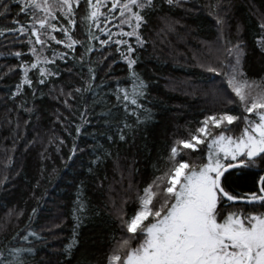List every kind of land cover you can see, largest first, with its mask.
I'll list each match as a JSON object with an SVG mask.
<instances>
[{"label": "trees", "instance_id": "obj_1", "mask_svg": "<svg viewBox=\"0 0 264 264\" xmlns=\"http://www.w3.org/2000/svg\"><path fill=\"white\" fill-rule=\"evenodd\" d=\"M16 11L13 6L12 15ZM218 16L222 25L217 24ZM19 19L25 22L26 17ZM146 19L141 34L147 43L137 48L134 66L148 86L144 109L137 112L140 122L127 115L113 95L117 83L130 89L131 80L115 45L105 49V55L111 53L107 60L94 52L87 65L79 62L82 49L77 48L75 59L49 65L59 70L58 78L35 84V95L25 86L13 96L22 78L21 60L33 58L24 55L18 60L10 53H27L28 45L9 43L10 36L0 38V242L7 244L21 230L39 233L30 264H104L113 237L120 236L117 215L122 201L165 167L169 145L177 135L195 127L205 113L224 110L206 94L208 87L219 94L220 77L203 71L198 66L202 60H195L197 53L205 54V43L217 37L219 42L221 37L233 44L242 41L243 70L250 80L262 83L264 49L257 40L264 36L260 27L264 0H186L174 8L157 0L156 10ZM0 26L13 27L11 16L0 19ZM85 32L78 17L75 35L83 40ZM89 66L96 70L98 94L78 95L75 88L87 80ZM29 75L35 82V71ZM69 91L75 96L69 100L70 108L63 102ZM85 107L91 122L84 123L77 136ZM234 111L239 114V109ZM125 123L130 127L123 129L121 140ZM242 127V123L234 125L232 134L238 135ZM74 144L77 151L72 156ZM258 172H264V161H257L253 169L232 170L225 181L227 189L235 194L256 190ZM133 207L129 203L127 212ZM235 207L252 208L242 203Z\"/></svg>", "mask_w": 264, "mask_h": 264}, {"label": "snow or ice", "instance_id": "obj_2", "mask_svg": "<svg viewBox=\"0 0 264 264\" xmlns=\"http://www.w3.org/2000/svg\"><path fill=\"white\" fill-rule=\"evenodd\" d=\"M163 3L170 8L182 7L186 0ZM13 6L18 9L14 15ZM156 8L157 0H0V19L11 16L13 25L0 26V38L10 36L9 43L28 45L27 53H10L18 60L24 55L33 58L21 60L22 78L13 96L25 86L35 95V84L45 85L49 78H58L59 70L49 65L75 59L77 48L82 49L79 62L87 65L92 63L89 58L94 52L107 60L111 53L105 55V49L115 45L130 70L131 90L117 83L113 95L127 115L136 116L140 122L137 112L144 109L148 86L134 66L138 62L137 48L147 43L141 29L148 22V13ZM21 16L26 17L25 22H21ZM78 17L86 28L83 40L75 35ZM217 24H223L222 17L218 16ZM260 27L264 29V24ZM257 44L264 49V36ZM54 45L66 51H58ZM244 55L242 41L233 44L223 37L220 48H208L198 66L220 77L221 88L214 100L224 110L205 113L195 127L188 126L177 135L169 145L165 167L158 168V175L122 201L117 215L120 236L113 237L104 264H264V172L256 173L254 191L235 194L225 184L232 170L253 169L257 161H264V78L262 83L248 78L242 66ZM33 71L35 82L29 75ZM95 80L96 70L89 66L87 80L75 88V93L97 95ZM66 95L63 102L70 108L69 100L75 96L72 91ZM80 117L77 136L83 124L91 122L86 107ZM238 123L243 127L237 136L232 130ZM128 127L125 123L120 129L121 140L125 139L123 129ZM76 151L74 144L72 156ZM97 160L99 157L93 163ZM129 203L134 205L131 213L126 210ZM241 203L252 208L235 207ZM39 239L36 231L21 230L7 244L0 242V264H30L34 241Z\"/></svg>", "mask_w": 264, "mask_h": 264}, {"label": "rangeland", "instance_id": "obj_3", "mask_svg": "<svg viewBox=\"0 0 264 264\" xmlns=\"http://www.w3.org/2000/svg\"><path fill=\"white\" fill-rule=\"evenodd\" d=\"M220 36V35H219ZM218 39H219V37H217V38H215V40H213V41H211L209 44H207V43H205V50H206V52H205V54L206 53H208V48L209 47H211L213 50H215V49H217V48H220V46H221V42H219L218 41ZM205 54H204V52H202V53H197V55H198V57L197 58H195V60H199V58L202 60V61H204L205 60ZM206 94L207 95H209L210 97H211V99L213 100V98H214V92H213V90H212V88L211 87H208L207 89H206ZM238 130V129H237ZM236 130V131H237ZM235 131V132H236ZM240 131V130H239ZM240 134V133H239ZM238 134V135H239ZM237 135V136H238Z\"/></svg>", "mask_w": 264, "mask_h": 264}]
</instances>
